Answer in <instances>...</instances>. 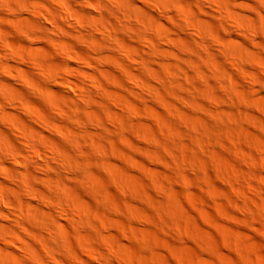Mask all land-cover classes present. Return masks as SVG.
Here are the masks:
<instances>
[{
	"label": "rangeland",
	"instance_id": "rangeland-1",
	"mask_svg": "<svg viewBox=\"0 0 264 264\" xmlns=\"http://www.w3.org/2000/svg\"><path fill=\"white\" fill-rule=\"evenodd\" d=\"M30 1H32V0H30ZM258 1H256V0H250V1L244 0V2L246 4H242L240 2H235L236 5L234 3H232V4H234L235 10H236L234 12L237 13V17H239V16L242 17V15H243L242 18H244V16L247 17L249 14H251L247 18L252 17L256 21L255 17L257 15H260V14L258 12H256L254 9L252 10L251 5L249 6V4H252V5L258 4L259 5L258 7H260V5H261V7H264V5ZM259 3H261V4H259ZM194 4L195 3L191 4L192 10H190L191 8L189 6H188L189 8L187 7L188 11L186 9L174 8L173 10L170 11L171 16H168L167 18L172 17L175 14L178 15L179 10H181V11L184 10L183 11L184 15L187 16V18H189L190 22L192 21L191 23L195 24V20H194L195 17L196 18L199 17V19L197 18L199 21L197 19H196V21H198V23L200 22L199 25L200 26L202 25L201 27H203L204 26L203 24H205L207 22H209V23L213 22L212 24L207 23V24H209L208 27H206L207 24H205V27L208 30V32H202V35L198 34L197 36L201 39L203 37V40L209 39L212 41L214 39L213 41L215 43H217L221 47L223 46L225 49H227L228 53H230V57L231 58L233 57L230 60H233V59L236 60L237 58L239 60V61L236 60L237 65L239 63V65L236 67V66H233V64H231V62H229V61H228L229 62L228 65H227L226 64L227 62H224V61H227V59L218 58L221 63L224 62L223 63L224 65L222 64V66H221L220 64L217 63L219 61H215L217 58L214 57V58H216L214 60L215 63L220 65L221 69H222V67L225 66V64H226L225 69H227L229 67V69L232 70L234 67L233 71H230L228 69L230 71L229 73L231 74V76H229L230 74H228L227 70H226L227 72H224L225 70H222L224 73H226V74L221 73L223 80H224V77L228 78L227 79L228 81L226 80V83L224 85H219L214 80L212 81V79H214V77H213L214 75L212 73H210V74L208 73L209 75H212V78H210V79L208 78L207 80L203 81L204 83H202V81L201 82L196 81V84H198V82H200L199 83L200 86L201 87L204 86V89L202 88V91H204V92L198 93V94L196 93V95H194L193 94V91H194L193 90L194 89L193 84H187V83L193 82V80H191L190 75H195V74L191 73L192 71L188 72V70L190 69L189 67H188L189 69L185 67L188 74H190V75H186L187 73H184V72L180 73V71H177L176 69H174L175 66H173V70H171V74L173 73V76H175L173 78H175V80H176V83L173 85V87L175 86L174 90H176V92H178L179 94H181L183 96L187 95V93L193 94V96H190L191 94L188 96V97H191L190 102L186 101L185 104H178L175 101V100H177V98L172 97L170 92H168L169 89L166 88L165 86L161 85L160 83H159L160 87L158 90L159 92H158L157 98L161 97L162 99L159 98L157 100L156 97H154L152 99H150L149 97H148L149 98L148 99L146 97L147 98L146 99L143 97H137V96H133V95L129 94L130 92L128 91L129 89H127V88L131 86V83H130V80L127 79L128 76L125 72V69H123V67L119 66L112 59L111 60H103L102 63L104 65L102 64V69H101L102 72L99 73L102 78L100 76L99 77H100V79H102V80L104 79V80L103 81L101 80V84L99 85V90L101 88L100 92H97V93L92 95L93 101L87 100V105L90 107L89 110L85 111L82 109L81 110L78 109L75 112V119H78V118L81 119L82 118V120H84L86 123L88 121L87 128L89 130V133H88L89 138L85 137L87 135L83 136V135L77 134V136H76V133L74 131H71V130L68 131V129L65 128L67 131L64 133V135L65 134L67 135V132H69L68 133L69 135H67V137H69V138L71 137V138L75 139V141H76L75 143H77V144L79 143L77 145L79 147V150L80 149H82V150L76 151V153H75L76 155L74 154L71 157V158H73V160H67L68 155H64L62 153L57 154L59 159H62V161L65 163V165H67L68 168L70 167L69 169L71 170L70 176L72 178L71 179L69 178L70 180L68 179L69 184L66 183V185H65L66 187H64L65 188L64 189V195L65 196L63 197V195H62V200L65 199L64 203L65 202L69 203L68 204V205H70L69 208H71L69 210L73 211L74 215L72 217H73V219H75V220L70 219V222L65 221L66 226H64V227L59 226L57 229L59 230L61 228L59 232L63 236H66L68 234L67 233L68 231L70 232V234L66 237H68L70 239V241L69 240L68 241H69V243L71 242L70 243L71 251L75 252L74 254L76 256L78 254L79 258L84 260V262L85 261L88 262V263L85 262L86 264H93V263L94 264H103V263H102V261L99 262V261L91 259V257L87 253H85L86 251L78 243L81 238L83 240L85 239V241H88V243H90V245L93 246L94 248H97L100 251H102L103 253L108 254V256L110 254H112L113 256H111V255H110L111 257L109 256V259H110L109 264H183L184 263L183 261H193V263H195V264H249V261L251 262L250 264H264V263H261V260L264 261V231L262 230V226L260 224L261 222L259 221L258 216H257L260 212L259 211L260 208H258V207L260 205L261 206L264 205V195L256 197V193L254 191L251 192V189L249 188V186L246 185V182H250V184H252L254 187H256L258 185L257 187L259 189L261 187L263 188V189L261 188V192L264 193V164H262V163H264V113L261 109H259L260 107L258 106L260 104H264V79H263L264 73L260 68L258 69L257 66L255 67L256 64H255V62H253V60L252 61L249 60L248 57H246L247 60L245 58H243L246 56L245 54H247V53H248L247 55L250 56L251 55L250 52H253L252 56H255V57L257 56V54H260V52L264 49V47H261L264 44V43H262V41H264V35L261 32H259L258 35L254 38H249L248 37L249 35H247V34H244L245 35L244 36V35H242L241 32H237L235 30L236 27L235 28L232 27L234 29V31H233V29H231V26H234V25L231 24L232 22L230 24H228L231 21L229 19L230 15L228 12H226V14L228 13L227 14L228 15L227 16L228 17L227 22H225L226 20H223V22H222V20L220 21L219 18L212 16V15L209 16V14L207 12H204L202 9H198L199 7L197 6V4H195V6H194ZM243 5L247 6V7L245 6V9H247L248 11L244 9ZM232 7H233V5H232ZM234 7H233V9H234ZM151 10L149 9V11H151ZM185 10L187 11L188 14L186 13ZM193 10H194L195 14H194ZM262 10L264 11V8ZM154 11L155 10L151 11V13L152 14L156 13L155 15L158 16L159 12L158 11L154 12ZM191 11H192V13H191ZM243 11H245V12L247 11L246 13L248 15H245L246 13ZM255 13L256 14L258 13V14L255 15ZM262 15H260L261 17H259V19L261 18L259 21V22H261L260 24H262L264 22L263 21L264 20V18H263L264 12ZM145 17L148 18L146 14H145ZM211 17H212V19H210ZM213 17H215V18H213ZM191 19H193V20H191ZM175 21L176 20H174V22H171L168 20L166 22V24H167L166 26H168V23L176 24V22H178V21H176V22ZM202 21H203V24H202ZM219 21L221 23H219ZM11 22L12 21H6L4 19H1V17H0V24H1L0 27H5V28L7 27V29H9V31H10V33H8L9 35H7L8 38L7 37H5V38H7V40L9 39V41H12V40L17 41L16 42L17 45L19 44L21 47L27 46L26 45L27 41H25V40H28V37H26V39L22 40L23 39L22 35L20 34V32H18L16 30L17 28H16L15 23H13V22L11 23ZM47 22L49 25H51V26L53 25V23L51 21L48 20ZM133 22H135V21H133ZM177 25H178V23H177ZM136 28L141 29V28H143V26L139 23L137 25V23H136L135 29ZM215 29H216V32H215ZM231 30L233 31V32H231V34L234 33L235 31L237 33L235 32V34H232V36L230 38V32L229 31H231ZM217 31H218V34H217ZM112 32H114V34H115V32H116V34L117 33L122 34L121 37L122 36L125 37L124 33H120L117 31H112ZM130 32L132 33V32H134V30H129L128 31L129 35L126 34L128 36H126L125 38L128 37V39H129V40L126 39V40H128L127 43L129 42L128 44L131 47L134 45L135 47L138 48V49L136 48V51H138L137 53L140 56V59L142 58V60H148L149 61L150 59L148 57V53L144 49H142V46L140 44H138L139 42L137 43L136 39H134L135 36L132 37ZM192 33L195 34L194 29L192 30ZM238 33H240V34L238 35ZM133 35H134V33H133ZM211 35L212 36L214 35V36L211 37ZM236 35H237V37H236ZM118 36H120V35H118ZM171 36L177 37L176 39L174 37L173 38L175 40H177L176 41L177 44H178V42H179V44L181 43V48L186 49V51L188 53H190V55L188 54L189 56H196L194 54V51H192V49L189 48L190 43H189V45L186 44V46H187L186 47L184 44L185 42H183V41L180 42V40H178L179 37L177 35H174L172 33ZM218 36H220V37H218ZM222 36H223V39H228V38L229 39L223 41V39H221ZM214 37L219 41L217 42V40ZM217 37L220 38L222 41L220 39H218ZM77 38L78 37H74L75 42H77V44H75L76 47H78V49H81L80 47H82V49H85V47H83L84 45H82ZM130 38H131V40H130ZM231 39H232V41L234 40V43L230 41ZM253 39H255V40H253ZM15 41H13V42H15ZM28 41H30V40H28ZM35 41H36V39H35ZM228 41L231 42L232 46H231L230 42H228ZM237 41H239L238 44H237ZM30 43H28L29 44L28 46H30L32 44V43L31 44ZM186 43H188V42H186ZM227 43H229V44L227 45ZM244 43L246 46L243 45ZM33 44H34V46H33ZM33 44L31 47H28L29 49L28 48H25V49L21 48L22 50H21V52L20 51L19 52L20 53L24 52V54L26 53L25 55L28 58H30L32 56L31 54L38 53L40 58H41L40 60L42 61V63L45 66H47L48 69H49V67L52 68L53 66H56L57 63H55V62L58 60L59 54L55 55L57 51L54 52V50L56 49L54 44H51L50 42H48V43L43 42L42 44L39 42H36V47H35V42ZM239 44H241L244 49L247 48L248 45H250V47L248 46L249 50L247 49L248 52L246 49L244 50L243 48H240L241 46ZM155 45L158 49L162 50V48H163L162 46H159L160 48L158 47V45H160L159 43H157V44L155 43ZM155 45L153 44V46H155ZM238 45H239V48H238ZM44 46L45 47L48 46V49L52 48V49H50V52L52 50L51 54H53V58H49L51 56L47 57L46 55H44L43 51L46 49V48L44 49ZM134 46H133V48H134ZM164 46H166V45H164ZM32 47H35V48L32 49ZM184 47H186V48H184ZM17 49L16 50L14 49V51L16 53L18 51ZM238 49L239 50L243 49L244 51L247 52V53H245L242 50H240V51H242L243 55H245V56L241 55V57H242L241 59H240L239 54L235 53L236 56L234 55V52H236ZM41 50H43V51H41ZM81 52H84V50H82ZM85 52L87 53V51H85ZM161 52H163V50ZM192 53H193V55H192ZM207 53H208L207 55H209L208 51H207ZM28 54H29V56H28ZM162 54L166 55V56L164 55L166 59L164 58L163 55L162 56L166 61L170 60L169 61L170 63H174L177 61V58L175 59L174 55L171 54L170 52H164ZM147 57H148V59H146ZM197 58L198 57H196V59ZM241 60H243V61L245 60V61L243 62ZM199 61L202 64L204 62V61L201 62V60H199ZM27 62H29L30 63L29 65L32 66V68H31L27 64L32 71V74H31V75H33L32 78L35 79L36 81H38L37 83H40L41 81L45 80V78H46V80L49 82L50 86L54 88V90H56V87H57V89L66 91L67 87L62 85V84H58V82L56 83V81H54L51 77L52 74L45 76L42 74L41 70L38 69V67H36L31 61H27ZM51 63H53V64H51ZM240 63L243 64L242 65L243 67L241 66ZM73 64L74 63H72L71 66ZM150 64H149V66H150ZM252 64L254 65V67H252L253 66ZM109 65H110V67H109ZM187 65L188 64L186 63L185 66H187ZM250 65H252V66H250ZM73 66H75V64ZM152 68H154V70H156L157 69L156 64L155 65H154V63L151 64V69ZM204 68H205L204 70L206 72H209L208 71V69H210L209 66H208V69H207V66H205ZM235 68L237 69V71ZM241 68H242V70H241ZM254 69H256V70H254ZM178 70H179V68H178ZM210 70H213V69L211 68ZM33 71H35V73ZM133 71H135L136 73L139 72V70L137 68H134ZM150 71L153 72L152 70H150ZM240 71H242V74L240 73ZM247 71L248 72L250 71L249 72L250 74L252 72L251 75H253L254 73L256 75L258 74L260 79L262 76L261 81L260 82L253 81L252 76L250 79V75ZM121 72L122 73L125 72V74H121ZM220 72H221V70H220ZM231 72H233V73H231ZM237 73H239V75H237ZM262 73H263V75H262ZM112 74H114V75H112ZM177 74H178V76H181V77H178ZM182 74H183V76H182ZM116 76L118 78H116ZM187 76H188V78H186ZM40 77L42 78L41 81H39ZM120 77H121V80H119ZM122 77H125V80H124V78L122 79ZM189 77H190V79H189ZM107 79L109 81L106 82ZM239 79H241V80H239ZM243 79H244V81H243ZM117 80L123 81V84L117 82ZM127 80H128V82H127ZM179 80H180V82H177ZM186 80H188V81L185 82ZM150 81L153 82V79H151ZM154 81H155V79H154ZM207 81H208V83H207ZM241 81L243 82L242 84H241ZM213 82H215V83H213ZM224 82H225V80H224ZM128 83H130L129 84L130 86L127 85ZM102 84H103V86H102ZM120 84H122V86ZM201 84H203V85H201ZM22 85L23 84H19L18 86L16 85V88L19 89L18 95H21L22 97L21 96L20 97L23 98V100L25 99L24 100L25 102H28L29 104L32 102L31 105L33 104L34 107H33V110L31 111V113L19 111L20 109L15 108V106L12 107L14 109V112H15L14 118L15 119H16V117H17V119L20 118L19 121L21 120L22 123H23L22 119L24 118L25 121L23 124H25L26 122H27L26 124H29V125L32 123L31 124L32 126L35 124L34 126L36 128L38 127L37 129L42 130L40 132L44 133L43 136H46L47 141L42 140V139H41V141L38 139L36 141H33V140H31V141L35 145H37L39 148L46 149L49 151H54L55 150L54 147L52 145L51 146L49 145L50 141L53 144H58L62 140L67 139L66 135L64 137L60 131L56 130L58 128L53 129L51 127H47L43 118L39 117V114L37 112L43 113V111L45 110L44 111L45 113H46V111L53 113V114L49 113L50 115H54L55 113H58V112H57V110L55 111V109L53 108L52 102L50 100H48L49 98L47 96L46 97L44 96L45 93H42L43 95L39 94L36 92V91H38L37 88L27 87L25 85H23V86ZM241 85H243V86L240 87ZM225 86H226V88H225ZM227 86L229 89L227 88ZM179 87H181V88H179ZM27 88H28V90H27ZM26 91H28V92H26ZM101 91H104V92H101ZM119 92H121V94ZM122 92H124L125 95H122ZM185 92H187V93H185ZM205 92L207 94L209 93L208 97H207V94ZM225 92L228 95H226ZM241 92H242V94H241ZM108 94H109V96H108ZM111 94H112V96H111ZM68 95L69 96H67V102L70 99L71 101L74 100L73 104H75L74 102L77 100L72 99V98L73 97L76 98V96L70 91L68 92ZM101 95H103L106 98L101 97ZM126 95H128V96L130 95L129 98ZM40 96H41V98H39ZM125 96L127 98H125ZM226 96H228L229 98ZM120 97L122 100L124 97L126 100H123V102L124 101H127V102H124V103L121 102L119 100ZM133 98L135 101L133 100ZM135 98H137V99H135ZM94 99L96 101L98 100V102L94 101ZM109 99H110V101H109ZM129 100L134 101V102H131V101L129 102ZM71 101L68 103H71ZM88 101H90V102H88ZM101 101L102 102L105 101V103H104L105 105L107 103H110V105L109 106L108 105L102 106L103 103H101ZM139 101L141 103H139ZM203 103H205V104H203ZM174 105H176L177 107ZM111 106L113 107L114 110L110 109ZM206 106L211 107L212 115H211V113H209L208 110H207L208 112L205 110ZM104 107H106L105 110H107L110 107L109 108L110 111L111 112L113 111L114 114L113 113H111V114L107 113L106 114L105 111L101 112L104 110ZM121 107H122V109H121ZM50 108H51V110L52 109L53 110L52 111L49 110ZM176 108H178V109H176ZM91 111L92 112L94 111L93 112L94 114ZM67 112L65 113V115L68 114ZM80 112H81V114H80ZM244 112H246V113H244ZM96 113L97 114L99 113V114L97 115ZM120 114L122 115L121 121H117V120L113 121L115 118L117 119V117H119ZM199 114L200 115L203 114L202 117H205L204 115L209 114V116H213V119H215L216 123H219V125H221V124L222 125L219 126L217 124V126L214 125L215 126L214 127L212 124H210L208 122L206 124L207 125L206 128H209L207 130V134L202 133V131H199V129H197L198 128L197 125H195V124H198L197 120H200V118H202L199 116L200 118L197 119L196 116ZM90 115H92V116L97 115L100 118H103L105 120L104 126L103 125H96L95 126V124L92 125V122H89V121H91V118H92ZM181 115H183V116L185 115V116L183 117ZM40 116H42V114H40ZM125 116H127V117H125ZM110 117H111V119H109ZM123 117H124V120H123ZM169 117H171V118H169ZM28 118H29V120H28ZM106 119H107V121H106ZM164 119H166V120H164ZM211 119H212V117H211ZM122 121H123V123H122ZM28 122H30V123H28ZM163 122H165V123H163ZM108 123H109V126H108ZM116 124H117V126H116ZM1 125H2V123L0 124V126ZM118 125L119 126L122 125L121 127H124V128L120 129ZM167 125L170 128H172V130L171 129L169 130V128H167ZM208 125H212L215 129L217 127V129L215 130L214 128H212L211 126H208ZM110 127H111V130H114V129H116V130L113 132V131L109 130ZM112 127H115V128L112 129ZM193 127H194V130H193ZM218 127H219V129H220V127H222L223 132L222 131L218 132ZM0 128H2V130H3V129H5V126H2ZM222 128H221V130H222ZM65 129H64V131H65ZM124 129H126V130H124ZM5 130H7L9 132V134H12L10 137L13 138V140H14V137H15V140H17L19 138V134H18L19 132H17L18 130H14V129L8 130V128H6ZM163 130H165L166 133ZM190 130H192V131H190ZM11 131H14V132H11ZM171 131H172V133L176 132L172 135L173 138H175V140L173 138H170V136H168L169 134H172ZM70 132H72V134H70ZM73 132L75 133L74 134V136H76L75 138H74V136L72 137ZM122 133L125 135H123ZM198 134H200V135L203 134L202 139H201V136H199ZM231 134L232 135L236 134L237 137L239 138V140H235ZM192 135H194V136H192ZM207 135H208V137H206ZM220 135H222V136L220 137ZM123 136L125 138L127 137L128 139H125ZM196 136H197V139H196ZM87 138H88V140H86ZM215 138H217L219 141H216L217 139H215ZM60 139H61V141H60ZM83 139H85V141ZM157 140L161 145L159 143H157ZM195 140H197V142H196L197 145L195 144ZM222 140H223L224 144H223ZM210 142H211V144H210ZM218 142H220V145L218 144ZM181 143H182V145H181ZM190 143L194 144V146L191 145ZM225 144H227V145H225ZM198 145H199V147H202V148H200V149H202V151H199L200 149H198L199 148ZM187 146H188L189 151L186 149ZM223 147H225V149L228 147L229 150H228V148L225 150ZM99 148H100V150H99ZM101 148H104V151ZM95 149H97V150H95ZM192 150L195 153L192 152ZM89 151H91L93 153L91 154V152H89ZM171 151H173V152L171 153ZM82 152L83 153L86 152V154H83ZM77 153L79 154L80 158L77 157V155H78ZM96 153H98V154H96ZM186 153H188L189 155L188 154L186 155ZM196 153H197V155H196ZM173 155H176L178 159H176V157ZM185 155H186V157H185ZM63 156L66 160H64ZM81 156H82V158H81ZM87 156L90 157L91 162L90 161L89 162L91 164H89V162H88L89 159ZM193 156H195L196 158ZM93 157H95V159ZM106 157L109 160V162L106 159ZM179 157H180V159H182V161L179 159ZM189 157H191V158H189ZM79 159H80V161H79ZM86 159H87V162L84 161ZM96 159L98 160V162L96 161ZM240 159H243V160L240 161ZM178 160L180 161V163ZM249 160H252V161L250 162ZM38 161H39V163H42L45 165L52 164V163L55 164L54 160L52 161V160H48V159H39ZM76 161H78V162L83 161L84 166L82 163L78 164ZM92 161L96 162L97 164L96 163L93 164ZM105 161L107 163H105ZM197 161H198V163H197ZM10 163H12V162H10ZM69 163H71V164H69ZM74 163H75V165H74ZM106 164H108V165H106ZM183 164L186 165L185 167L183 166L184 169L182 167ZM220 164H221V167H220ZM225 164H226V166H225ZM93 165L94 166L99 165V166H97V168H96V166L94 167ZM228 165H230V167L226 168ZM87 166H89V168ZM109 166H111V167H109ZM112 166H113V168H112ZM177 166H178V168H177ZM83 167H85V168L83 169ZM98 167H100V168H98ZM223 167H225V169ZM81 168H82V170H81ZM108 168H110V170ZM33 169H35L34 173H32L33 176H34V174L37 175L40 173L39 168H33ZM33 169H31L32 171L30 170V172H33ZM233 169L236 170L237 174ZM79 170H81V171H79ZM94 170H95V174H94ZM96 170L99 172L97 173ZM219 170H220V173L224 176L225 181L222 178L223 176H221V174H219ZM222 170L223 171L229 170L230 173L225 171L228 173V175H225V172H221ZM177 171H178L179 176H178V174L176 175ZM181 171H184V172H182V174H181V173H179ZM24 172L30 173L29 170H25ZM114 172H115V174H114ZM231 172H233V173L231 174ZM96 173L98 174V176L101 174L99 176V178H97ZM240 173H242V174L239 175ZM89 174H91V175H89ZM183 174H185L186 177L183 176ZM81 175L83 177V180H79L82 178V177H80ZM113 175H116V176H113ZM153 175H156V176H153ZM219 175H220V177H219ZM95 176H96V178H95ZM176 176H178V177H176ZM203 176H205V177L203 178ZM225 176H229L232 178L236 177V179H235L236 181L233 182L234 187H231L232 183H230V182H229V184H231V186L228 185V182L226 180L227 178ZM238 176H242L243 178L239 177L240 178L239 179V178H237ZM103 177L105 179H107V181L110 180L109 182L110 183L112 182V184H109V182H107ZM124 177H126V178H124ZM155 177H158V178H155ZM101 179L103 180L102 182L99 181ZM120 179L121 180L127 179V183H125L126 180L125 181L123 180L124 183L121 182L123 185L122 186L121 183H118L119 182L118 180H120ZM244 179L246 180L245 183H243L245 181ZM36 180H37L36 176L33 177L32 180L29 179V181H31V186L34 189H36L37 191H39L40 193L41 192L42 193H45V192L48 193L49 192L48 190H50V188H49L50 186L48 184H46L47 182L45 180H42V179H38L37 181ZM180 180H182V181H180ZM237 180L239 181V183H237L238 182ZM159 181H162L161 184H163L164 186L161 184L159 185V183H160ZM97 182H99V184ZM156 182L158 184H156ZM241 182H242V184H241ZM207 183L208 184L210 183V185L213 186V189H216V192H218V193L216 194L215 190L214 191L212 190L213 191L212 192L210 190V188H207V187L205 188V186L208 185ZM100 184L103 185L102 186V187H104L103 190L101 189L102 187ZM235 184H237V186L239 188L235 187L236 186ZM81 185H83V186H81ZM68 186H70V187H68ZM119 186H122V187H119ZM81 187L83 188L82 191H81V189H82ZM97 187L100 190L95 189ZM70 188H71V191L69 190ZM231 189H233V190H231ZM236 189H237V191L239 190V192H242V190H244L243 192L245 194H248V198H246V199L250 200L249 197L251 198V200L249 201V204H247L248 203L247 200L245 201V200H241L238 198L239 195H237L238 193H237ZM66 190H67V193H69V191H70V194H67ZM165 190H167V191H165ZM73 191H74V193H73ZM77 191H78V193H77ZM98 191H101V192H98ZM106 191L107 192L109 191L108 192L109 194ZM231 191H232V193H231ZM79 192H80V194H81V192L82 193L84 192V194H83L84 196L81 194L82 197L81 196L78 197L77 194H79ZM112 193H115V194L113 196H111L110 194H112ZM253 195H255V196H253ZM12 196L11 195L9 196L10 199L15 198L14 195H12ZM260 197H262V198H260ZM71 198L74 199V201ZM80 198L82 199L81 203H83V205L81 203H80L81 205L78 203H77L78 205L76 204L77 201L79 202ZM230 198L232 199V201L230 200ZM36 199L37 200L39 199L38 202H40V204H41V202L44 203L46 201V200L44 201L45 198L44 199L36 198ZM36 199L34 201L37 202ZM69 200H71V201H69ZM228 200L230 201L229 203H228ZM234 200H238V203H240L242 205V207H241V205H238V204H237L238 206L236 205L237 207H234L235 206V204L233 202ZM105 201H106V203H105ZM251 201H253V202H251ZM254 201L255 202L258 201L257 203L259 206ZM244 202H247V203H244ZM251 203H252V205H251ZM109 204H110V206H109ZM111 204H112V206H111ZM233 204H234V206H233ZM246 204L249 205V207ZM44 205H45V203H44ZM71 205H73V206H71ZM114 205H116L117 207L116 206L113 207ZM250 205H251V207H250ZM255 205L258 207H255ZM75 206H78L79 208L81 206V208H83V210L81 209V213L78 214V212H76L77 210L75 209ZM243 207L244 208L247 207V209H246L247 211ZM72 208H74V209H72ZM84 209L85 210L87 209V210L85 211ZM219 210H221V211H219ZM244 213H245V215H244ZM96 215L100 216L102 218L101 219H100V217L97 218ZM232 217H234V218H232ZM161 218H163V220ZM102 219L106 220V221L104 222V221H102ZM158 219H160V221H158ZM27 220H29V222L27 221L28 222L26 224L27 230H24L25 231L24 233L27 232L28 233L27 235L30 236V239H32L33 241L35 240L34 241L35 244L41 243L43 241L42 240L43 236L41 233H39L40 230H39V232L37 231V229L39 228L38 226H35V225H37V223L35 224L34 222H30V221H32L30 219H27ZM83 220H84V222H83ZM79 222H81V223H79ZM84 223H88V225L85 226ZM81 224L83 225L84 228L81 227L82 226ZM121 224H124V226ZM126 224H127L128 229L130 228L128 230V232L126 229L127 228ZM78 226L84 230H82V229L79 230L80 228ZM88 226H89V228H88ZM124 227H126V228H124ZM65 229L66 230L68 229V230L66 231ZM103 229H106V230L104 231ZM29 230H31V231L33 230V231L31 232ZM62 231L64 233L65 232L66 233L63 234ZM104 232H106V234H104ZM130 233H132L134 235V237ZM31 234H33V235H31ZM39 234H40V236H39ZM107 235L109 237H107ZM37 236H39V237H37ZM113 236L116 238L114 239ZM40 238L42 241L40 240ZM135 238H137V240ZM46 239H47V237H46ZM110 239H112V241L114 240L115 243L117 242L116 243L117 246L115 245L116 246L115 250L113 248H110L111 247V245L109 243V241H111ZM117 239H118V241H117ZM42 245H43V243L39 244L38 246L42 247ZM62 247L64 248L63 243H62ZM63 248H62V250H63ZM72 248H73V250H72ZM41 251H42L43 255H45V250L42 249ZM62 253H63L62 251H60L58 253V256L60 254V256H59L60 261L67 263L69 261L67 258L68 256L64 255V253L62 256L61 255ZM61 256H62V258H61ZM128 256H130V257L132 256V258L135 260L131 261L130 258H128ZM244 256L247 257L248 260L244 259ZM121 257H122V259H121ZM125 257H126V259H125ZM22 261H23V258H22ZM25 261H26V258L23 262H25ZM28 261L30 262V261H32V259L31 260L28 259ZM33 261H32V263H28L26 261L27 262L26 264H43L41 262H38L37 260H33ZM133 262H135V263H133ZM0 264H5V263L2 262ZM67 264H69V262ZM71 264H73V263H71Z\"/></svg>",
	"mask_w": 264,
	"mask_h": 264
},
{
	"label": "bare ground",
	"instance_id": "bare-ground-1",
	"mask_svg": "<svg viewBox=\"0 0 264 264\" xmlns=\"http://www.w3.org/2000/svg\"><path fill=\"white\" fill-rule=\"evenodd\" d=\"M256 1H258V0H256ZM235 2H240L242 4H246L244 2V0H34V1L33 0L32 1H30V0H0V17H1V19H4L6 21H12L13 23H15L16 28H17V29L15 28V29L18 32H20V34L22 35V38H23L22 40L26 39V37H28V40H30V41L25 40V41H27V43H26L27 46H22L21 47L18 44L20 46L19 47L17 45V43H16L17 41H15V40L9 41V39L7 40V38H8L7 35H9L8 33H10L9 29H7V27L6 28L5 27H0V121H1L0 124L2 123V125L0 127L5 126V129L6 128H8V130L9 129L10 130H13L14 129V130H18L17 132H19L18 133L19 134V138L17 140H15V137H14V140H15L14 141L13 138L10 137L12 134H9V132L7 130H5V129L2 130V128H0L1 129L0 130V261H1L0 263L3 262L5 264H26L27 262L28 263H32L33 260H37L38 262H41L43 264H67L68 262H69V264H71V263H73V264H86V263H88L86 261H85L86 262L85 263L84 260H82L81 258H79V256H78L77 253H76L77 254V256H76L74 254L75 252H72L71 251V248H70V243L71 242L69 243L70 239L68 237H66V236H68L70 234V232L68 231L67 232L68 234L66 236H63L59 232L61 228L59 230L57 229L59 226L60 227L66 226V224H65L66 222L65 221H69L70 222V219L72 220L73 219L72 216L74 215L73 214V211L72 210H69V209H71V208H69V206H70V205H68L69 203H67V202L64 203V200L65 199L62 200V195H63V197L65 196L64 195V189H65L64 187H66L65 186L66 183L69 184L68 179L69 178L70 179L72 178L70 176L71 175V170L69 169L70 167L68 168L67 165H65V163L62 161V159H59V157H58L57 154L58 153H62L64 155H68L67 160H73V158H71V157L76 153V151L79 150V147L77 146L79 143L77 144V143H75L76 142L75 139H73L71 137L70 138L67 137V135H69L68 134L69 132H67V135L65 134L66 135V138H67L66 140H62L61 141V139H60L61 142L58 143V144H53L50 141L51 144L49 143V145L50 146L52 145L54 147V149H55L54 151H49V150H46V149H42V148H39L37 145H35L31 140H33V141H36L37 139L40 140V141H41V139L42 140H46V136H43L44 133L43 132H40L42 130L37 129L38 127L36 128L34 126L35 125L34 123H33L34 124L33 126L31 125L32 123L30 125L29 124H26L27 122L25 124H23L24 121H25L24 118L22 119L23 120V123H22L21 120L19 121L20 118L17 119V117H16L17 120L14 118V113L15 112H14V109L12 107L15 106V108L20 109L19 111H23V112H26V113H31V111L33 110V107H34L33 104L31 105L32 102L29 104L28 102H25L24 101L25 99L23 100V98H21L22 97L21 95H18V93H19L18 90L19 89L16 88V85L18 86L19 84H23V85H25L27 87H33V88L35 87V88L38 89V91H36L37 93H39V94L45 93L44 96L45 97L47 96L49 98L48 100H50L52 102L53 108L55 109V111L57 110L58 113H55L54 112L55 113L54 115H50V114H53V113H50L48 111H46V113H45L44 112L45 110L43 111V113H39L37 111L36 112L39 114V117L43 118V120H44L45 124L47 125V127H51L53 129L54 128L55 129L58 128L56 130L60 131L61 134H63L64 137H65L64 133L67 131L66 129H68V131H70V130L71 131H74L76 133V136L78 134V135H83V136L87 135L85 137H88V133H89V130L87 128L88 121L86 120L87 121V123H86L84 120H82V118L81 119H79V118L78 119H75V112L78 109H80V110L82 109V110H85V111L89 110L90 107L87 105V100H92L93 99L92 98V95L95 94V93H97V92H100L101 88L99 90V85L101 84V80L102 79H100L101 76H100L99 73L102 72L101 69H102V64H103L102 61L103 60H111L112 59L119 66H121V67H123V69H125V72H126L128 78L126 76L125 77L127 79H129L130 80V83H131V86L129 85L130 83L127 84L128 86H130V87L127 88V89H129L128 91L130 93L129 92L128 93L130 95L137 96V97H143V98H146V97L148 98L149 97L150 99H152L154 97L157 98L158 97V92H159L158 90H159V87H160L159 86V83H160L161 85H163V86H165L166 88L169 89L168 92H170V94H171L172 97H176L177 98V100H175V101L178 104H185L186 101H189L190 102V98L191 97H188V96L191 93L188 94L187 92H185V93H187V95L183 96V95L179 94L178 92H176V90H174V87L175 86L173 87V85L176 83V80H175V78H173V77H175V76H173V73L171 74V70H173V66H175L174 69H176L177 71H180V73L181 72H184V73H187L186 75H190V74H188V72L189 71L190 72L192 71L191 73L195 74V75H190L191 76V80H193V82L192 83H187V84H193V86H194L193 94L196 95V93L198 94V93H203L204 92V91H202V88L204 89V86L201 87L199 83L201 81H202V83H204L203 81L207 80L208 78L209 79L212 78V75H209L210 73H212L214 75L213 76L214 79H212V81L214 80L217 84L224 85L226 83V80L228 78H225L224 77V80H225V82H224L221 73H224V72H227L228 71V74H230L229 72L230 71H233L234 67H233L232 70H230L229 67L227 69H225L226 64L228 65V63L231 62V64H233V66H236L237 67L239 65V63L237 65V61L236 60H238V58L236 60L235 59L230 60L233 57L232 58L230 57V53H228L227 49H225L223 46L221 47L220 45H218L217 43H215L213 41L214 39L212 41L209 40L208 39L210 37L209 35H208L209 37L207 38L208 40H203V37L201 39V38H199L197 36L198 34H201L202 35V32H208V30L206 29V27H208V25L209 24H212L213 22L212 23L207 22L209 24L205 23V24H207V26L205 27V24H203V21H202V24L204 26L201 27L202 25L201 26L199 25L200 22L198 23L199 17H197L198 19L195 17V19H194L195 20V24L194 23H191L192 21L190 22L189 21V18H187V16L184 15V13H183L184 10L183 11L179 10V14L178 13H177L178 15L175 14L176 16L173 15L172 17H169V18H167V17L168 16H171L170 15V13H171L170 11L173 10L174 8H178V9L180 8V9H186L187 10L189 7L191 8V6H192L191 4L195 3L199 7V8L197 7L198 9H202L204 12H207L209 14V16L212 15V16H215V17L219 18V20L220 21L222 20V22H223V20H226L225 22H227V19H228V17H227L228 15L227 14L229 13V15H230L229 16V19L231 21L229 20L230 22L228 24H230L232 22L231 24L234 25V26H231L230 25L231 26V29H233L232 27H234V28L236 27L235 30L237 32H241L242 35L247 34V35H249L248 36L249 38L256 37L259 32H261L264 35V22L262 24H260L261 22H259L260 19H261V18L259 19V17H261L260 15L263 14L264 11L262 9L264 7H261V5H260V7H261L260 8V7H258L259 6L258 4H255V5L249 4V6L251 5L252 10L254 9L256 12H258L260 14V15H257L258 13L257 14L255 13V15L258 16V17L257 16L255 17L256 18V21H255V19L252 18V17L251 18L249 17L250 19L247 18L251 14L248 15L246 13L248 11L247 9H245V6L246 5L245 6L243 5V6H244V9L247 10V11L246 12L243 11V12H245L246 14L245 13L244 14L245 15H248V16L247 17L244 16V18H242L243 15H242V17L239 16L240 18L237 17V13L234 12V11H236L235 10V7H234V4L236 5ZM258 2H261L264 5V0H259ZM232 3H234V4H232ZM261 3H259V4H261ZM195 4H194V6H195ZM231 4L233 5L234 9H233V7H232ZM149 9L150 10L152 9L151 11L155 10L154 12L158 11L159 13L158 12L157 13L159 15L158 16L155 15L156 13L155 14L154 13L152 14L151 11H149ZM190 10H192V8ZM187 11H186V13H187ZM193 12H194V10H193ZM226 12H228V13L226 14ZM191 13H192V11H191ZM145 14L147 15L148 18L145 17ZM194 14H195V12H194ZM215 17H213V18H215ZM196 19L198 21H196ZM210 19H212V17ZM48 20L53 23L52 26L48 24V22H47ZM168 20L171 21V22H174V20H176L178 22L175 21L176 24H173V23L170 24V23H168V26H166L167 25L166 22ZM191 20H193V19H191ZM133 21H135V22H133ZM220 21H219V23H221ZM134 23L135 24L137 23V25H138V23L141 24L143 26V28H141V29L140 28H136L135 29V24ZM177 23H178V25H177ZM0 26H1V24H0ZM190 27L191 28L193 27V28L191 29ZM193 29H194L195 34L192 33V30ZM129 30H134V32H132V33L130 32L131 33V36L132 37L135 36L134 39H136V42L137 43L139 42L138 44H140L142 46V49H144L148 53V57L150 59L149 61L148 60H142V58L140 59V56L137 53L138 51H136V48L137 47H135L133 45L134 48H135L134 49L133 46L131 47L128 44L129 42L127 43V41L129 39H128V37L127 38H125V37L129 35V33H128ZM112 31H117V32H120V33H124L125 37L124 36L121 37L122 34H119V33L116 34V32L114 34V32H112ZM233 31H234V29H233ZM233 31L232 30L229 31L230 32V38H231L232 34H235V32H236L235 31L234 33L231 34V32H233ZM215 32H216V29H215ZM133 33H134V35H133ZM172 33L174 35H177L179 37L178 40H180V42L181 41L185 42L184 43L185 46H186V44L189 45V43H190L189 48L192 49V51H194V54L196 56H189L190 53H188L186 51V49L181 48V43L180 44H179V42H178V44L176 43L177 40H175V39L177 37L173 36L175 38L174 39L171 36ZM126 34H128V35H126ZM217 34H218V31H217ZM239 34L240 33H238V35ZM118 35H120V36H118ZM213 36L211 35V37H213ZM5 37H7V38H5ZM74 37H78L77 39L79 40V42L82 45H84L83 47H85V49H82V47H80V48L82 50H84V52L87 51V53L86 52L85 53L84 52H81L82 50L81 49H78V47H76L75 44H77V42H75ZM218 37H220V36H218ZM236 37H237V35H236ZM35 39H36V41H35ZM126 39H128V40H126ZM218 39H220V38H218ZM221 39H223V36L221 37ZM228 39H223V41L228 40ZM255 39H253V40H255ZM130 40H131V38H130ZM13 41H15V42H13ZM42 41L43 42H47V43L50 42L51 44H54L55 47H56V49L54 50V52L57 51L55 55L59 54L58 60L56 61L54 59L56 61L55 63H57L56 66H53L52 68L49 67V69L47 68V66H45L42 63V61L40 60L41 58H40V56H39L38 53L31 54L32 56L30 58H28L25 55L26 53L25 54H24V52L23 53H20L22 49L31 47L34 42H35V47H36V42H39V43L42 44L43 43ZM218 41L219 40H217V42ZM230 41L234 43V40L232 41V39H231ZM230 41H228V42H230ZM186 42H188V43H186ZM231 42H230V44H231ZM238 42L239 41H237V44H238ZM28 43H30L31 45L28 46L29 45ZM155 43L156 44L157 43L160 44V45H158V47L159 46H162L163 47L162 48L163 52H161L162 50H160V49H158L156 47ZM262 43H264V41H262ZM153 44L155 46H153ZM228 44L229 43H227V45ZM241 44H239L241 46L240 48H243V46ZM164 45H166V46H164ZM239 45H238V48H239ZM243 45L246 46L245 43ZM263 45L261 47H264ZM33 46H34V44H33ZM231 46H232V44H231ZM248 46L250 47V45H248ZM248 46H247V48H245L246 50L248 49ZM35 47H32V49L35 48ZM186 47H184V48H186ZM14 49L15 50L16 49L18 50L17 53L14 51ZM44 49H45L44 51L41 50V51L44 52V55H46L47 57L48 56H51L49 58H53V54H51L52 50L50 52V49H52V48L48 49V46L47 47L44 46ZM243 49H240V50H242L245 53H247L248 50H249L248 49L247 52H246V51H244L245 49L244 50ZM240 50L238 49L236 52H234V55H235V53L236 54H239L240 59H241L242 58L241 55H243V53ZM207 51L209 52V55H207L208 54ZM263 51H264V49L260 52V54H257L256 57L255 56H252L253 52H250V54H251L250 56L247 55L248 54L247 53V54H245L246 56L243 55V56H245L243 58H245L247 60L246 57H248L249 60H251V61L253 60V62H255V64H256L255 67L257 66L258 69L260 68L263 71V73H264V52ZM164 52H170L171 54H173L174 57H175V59L177 58V61L174 62V63H170L169 62L170 60L166 61L165 60L166 59L165 58V56H166L165 54L166 53L165 54H162ZM162 55L163 56L165 55L164 56L165 59L163 58ZM192 55H193V53H192ZM28 56H29V54H28ZM148 57L146 59H148ZM196 57H198V58L196 59ZM214 57H216L217 59L218 58L227 59V61H224L223 60L224 62H227V63L225 64L224 67H222V69L220 68V65L222 66V64L224 62L221 63L219 59L217 60ZM199 60H201V62L204 61L203 64L200 63ZM214 60L215 61H219L217 63L220 64V65L216 64ZM27 61H31L36 67H38V69L41 70V72H42L43 75L47 76V75H51L52 74L51 77H52V79L54 81H56V83L58 82V84H62V85H64V86L67 87L66 91L65 90L57 89V87H56V90H54V88L50 86V84L46 80V78H45V80L41 81L42 78L40 77V80L39 81H41L42 83L41 82H40L41 84L40 83H37L38 81H36L35 79L32 78L33 75H31L32 74V71L30 69V67L32 68V66L29 65L30 63L27 62ZM241 61H243V60H241ZM183 62L185 64L187 63L188 65L185 66V64ZM72 63H74L75 66H73L74 65L73 64L72 65L73 67H72L71 66ZM150 63L151 64L154 63V65L156 64L157 69L156 70H154V68L151 69V64ZM51 64H53V63H51ZM149 64H150V66H149ZM240 64H241V66L243 65L242 63H240ZM252 65H250V66H252ZM205 66H207V69H208V66H209L210 69L212 68L214 71L208 69L209 72H206L204 70L205 69L204 68ZM109 67H110V65H109ZM185 67L186 68H188V67L190 68V69L188 68L189 69L188 72H187V70H186ZM252 67H254V65ZM134 68H137L139 70V72L136 73L135 71H133ZM178 68H179V70H178ZM149 69L152 70L153 72H151ZM220 70H221V72H220ZM222 70H225V71L223 72ZM241 70H242V68H241ZM254 70H256V69H254ZM236 71H237V69H236ZM33 72L35 73V71H33ZM125 72H123V73L121 72V74H125ZM231 73H233V72H231ZM240 73L242 74V71H240ZM263 73H262V75H263ZM183 74H182V76H183ZM224 74H226V73H224ZM251 74H252V72H251ZM251 74L249 73L250 79H251V76H252V80L253 81H255V82H260L261 81L262 76H261V79H260V77L258 76V74L257 75L255 73L253 75H251ZM112 75H114V74H112ZM237 75H239V73H237ZM177 76H178V74H177ZM229 76H231V74ZM125 77H122V79L124 78V80H125ZM178 77H181V76H178ZM116 78H118V77L116 76ZM186 78H188V76ZM151 79H153V82L150 81ZM154 79H155V81H154ZM189 79H190V77H189ZM119 80H121V77L119 78ZM119 80H117V82L123 84V81H119ZM239 80H241V79H239ZM107 81H109V80L107 79L106 82ZM187 81L188 80H186L185 82H187ZM196 81H200V82H198V84H196ZM243 81H244V79H243ZM127 82H128V80H127ZM177 82H180V80L177 81ZM215 82H213V83H215ZM207 83H208V81H207ZM242 83L243 82L241 81V84ZM122 84H120V85L122 86ZM201 85H203V84H201ZM102 86H103V84H102ZM242 86L243 85H241L240 87H242ZM179 88H181V87H179ZM225 88H226V86H225ZM227 88H228V86H227ZM27 90H28V88H27ZM69 91L72 92L76 96V98H74V97L72 98V99H76L77 100V101L74 102L75 104H73V101L74 100L71 101L69 99L68 102L71 101L72 104L67 102V96L70 95V94L68 95V92ZM26 92H28V91H26ZM101 92H104V91H101ZM119 93L121 94V92H119ZM193 94H191L190 96H193ZM208 94H207V97H208ZM225 94H226V92H225ZM241 94H242V92H241ZM122 95H125L124 92H122ZM226 95H228V94H226ZM108 96H109V94H108ZM111 96H112V94H111ZM126 96H128V95H126ZM126 96H125V98H127ZM129 96H128V98H129ZM101 97H104V96L101 95ZM226 97H228V96H226ZM39 98H41V96ZM104 98H106V97H104ZM125 98L123 97V100H126ZM159 98H161V97H159ZM159 98H157V100ZM135 99H137V98H135ZM119 100L121 102H123V100L121 99V97H120ZM133 100H134V98H133ZM94 101H96V100L94 99ZM109 101H110V99H109ZM130 101L131 100H129V102ZM134 101H131V102H134ZM88 102H90V101H88ZM96 102H98V100ZM124 102H127V101H124ZM101 103H103L102 106L105 105L104 104L105 101H103V102L101 101ZM139 103H141V102L139 101ZM203 104H205V103H203ZM106 105L109 106L110 103H107ZM174 106H176V105H174ZM258 106L260 107L259 109H261L263 111V113H264V104H260ZM105 108L106 107H104V110L102 109L103 111H101V112H104L105 111L106 114L107 113H110V114L113 113V111L112 112L110 111V109L111 110L113 109L112 106H111V108L109 107L110 109L108 108L107 110H105ZM121 109H122V107H121ZM176 109H178V108H176ZM49 110H51V108ZM205 110L206 111L208 110L209 113H211V115H212L211 107L206 106ZM66 112L68 113L67 115H65ZM244 113H246V112H244ZM40 114H42V116H40ZM80 114H81V112H80ZM97 115H93V116L90 115L92 118L90 117L91 118V121H89V122H92V125L95 124V126L96 125H103L104 126L105 120L103 118H100ZM207 115H204L205 117H202L203 114L202 115H200V114L197 115L196 116L197 119H199L200 117H202V118H200V120H197L198 121V124H195V125H197V127H198L197 129H199V131H202V133H206V134H207V130L209 129V128H206L207 127L206 124L208 122L210 124H212L213 126L214 125L217 126V124L219 125V123H216L215 119H213V116H209V114H207ZM121 116L122 115L120 114V116L117 117V119L116 118L115 119L113 118L114 120L113 119L112 120L113 121H115V120L121 121V119H122ZM181 116H183V115H181ZM111 117L109 119H111ZM125 117H127V116H125ZM211 117H212V119H211ZM169 118H171V117H169ZM28 120H29V118H28ZM123 120H124V117H123ZM164 120H166V119H164ZM106 121H107V119H106ZM28 123H30V122H28ZM122 123H123V121H122ZM163 123H165V122H163ZM212 125H208V126H211L212 128H214L215 126L213 127ZM221 125H219V126H221ZM108 126H109V123H108ZM116 126H117V124H116ZM121 126H119L120 129L124 128V127H121ZM113 128H115V127H112V129ZM167 128H169V130L170 129L172 130V128H170L168 125H167ZM221 128L222 127H220V129H219V127H218V132H221V131L223 132V128H222V130H221ZM64 129H65V131H64ZM216 129H217V127H216ZM109 130H111V127H110ZM115 130L116 129L111 130V131L114 132ZM124 130H126V129H124ZM193 130H194V127H193ZM163 131L166 133L165 130H163ZM190 131H192V130H190ZM11 132H14V131H11ZM74 132H73L72 137L75 134ZM171 133H172V131H171ZM174 133H176V132H174ZM174 133L169 134L168 136H170V138H173L172 135ZM70 134H72V132H70ZM123 135H125V134H123ZM198 135L201 136V139H202V135L203 134L202 135L198 134ZM76 136H74V138ZM192 136H194V135H192ZM221 136L222 135H220V137ZM232 136H233V138L235 140H239V138L237 137L236 134H234ZM206 137H208V135ZM88 138L86 140H88ZM125 139H128V138L126 137ZM173 139L175 140V138H173ZM196 139H197V136H196ZM215 139H217V138H215ZM83 140L85 141V139H83ZM158 140H157V143H159ZM216 141H219V140L217 139ZM196 142H197V140H195V144L197 145ZM222 142H223V140H222ZM210 144H211V142H210ZM218 144L220 145V142H218ZM223 144H224V142H223ZM181 145H182V143H181ZM191 145L194 146V144H191ZM225 145H227V144H225ZM198 147H199V145H198ZM200 148H202V147H199L198 149H200ZM223 148L225 149V147H223ZM101 149H103V151H104V148H101ZM186 149L188 150V146H187ZM80 150H82V149H80ZM95 150H97V149H95ZM99 150H100V148H99ZM228 150H229V148H228ZM199 151H202V149H200ZM89 152H91V151H89ZM172 152L173 151H171V153ZM192 152H194V151L192 150ZM92 153L93 152H91V154ZM188 153H186V155ZM83 154H86V152L83 153ZM96 154H98V153H96ZM186 155H185V157H186ZM196 155H197V153H196ZM173 156H175L176 159H178L176 155H173ZM195 156H193V157H195ZM77 157H79V154L77 155ZM63 158H64V156H63ZM81 158H82V156H81ZM93 158L95 159V157H93ZM189 158H191V157H189ZM39 159H48V160H52V161L54 160L55 161V164L52 163V164L45 165V164L39 163V161H38ZM88 159H89L88 160V162H89L90 161V157H88ZM97 159H96V161L98 162ZM106 159H107V157H106ZM179 159H180V157H179ZM64 160H66V159L64 158ZM180 160L182 161V159H180ZM242 160L243 159H240V161H242ZM79 161H80V159H79ZM84 161L87 162V159L84 160ZM93 161H92L93 164L96 163V162H93ZM249 161L251 162L252 160H249ZM10 162H12V163H10ZM76 162L78 164L79 163L80 164L81 163L83 164V161H81V162L76 161ZM90 162H89V164H91ZM108 162H109V160H108ZM105 163H107V162L105 161ZM179 163H180V161H179ZM197 163H198V161H197ZM69 164H71V163H69ZM262 164H264V163H262ZM74 165H75V163H74ZM106 165H108V164H106ZM83 166H84V164H83ZM89 166H87V167L89 168ZM97 166H99V165H97ZM97 166H96V168H97ZM183 166L185 167L186 165L183 164L182 167ZM225 166H226V164H225ZM109 167H111V166H109ZM184 167H183V169H184ZM220 167H221V164H220ZM228 167H230V165H228L226 168H228ZM33 168H39L41 174L40 173L37 174V175L34 174V176H33L32 173H34V170H35ZM84 168L85 167H83V169ZM98 168H100V167H98ZM112 168H113V166H112ZM177 168H178V166H177ZM223 168L225 169V167H223ZM31 169H33V172H30ZM108 169L110 170V168H108ZM235 169H233V170L236 172L237 169L236 170ZM25 170H29L30 173L24 172ZM81 170H82V168H81ZM81 170H79V171H81ZM220 170H219V174H221L220 173ZM223 170L221 172L227 171L228 173H230L229 170H225V171H223ZM98 172L99 171H97V173ZM182 172H184V171H181L179 173L182 174ZM227 172H225V175H228ZM97 173H96V176H97V178H99V176L101 174L98 176ZM232 173L233 172H231V174ZM94 174H95V170H94ZM114 174H115V172H114ZM177 174H178V171H177L176 175ZM236 174H237V172H236ZM241 174L242 173H240L239 175H241ZM89 175H91V174H89ZM35 176H36L37 180L38 179L45 180L47 182V183L46 182L45 183L50 186L49 188H50L51 191L48 190L49 191L48 193L47 192H45V193H42L41 192L40 193L39 191H37L36 189H34L31 186V181H29V179L32 180V178L35 177ZM96 176H95V178H96ZM113 176H116V175H113ZM153 176H156V175H153ZM178 176H179V174H178ZM178 176H176V177H178ZM183 176H185V174H183ZM205 176H203V178ZM221 176H223V175L221 174ZM242 176H238L237 178H239V177L240 178H243L244 176L243 177ZM80 177H82V175ZM219 177H220V175H219ZM225 177L227 178V179L226 178L225 179L227 180L228 185L231 186V184H229V182H230V183H232V186L231 187H234V183L233 182L236 181L235 180L236 177H233L234 179L232 177H229V176H225ZM124 178H126V177H124ZM155 178H158V177H155ZM222 178L224 180V176ZM79 180H83V177L81 179H79ZM105 180L107 181V179H105ZM123 180H121V179L118 180L119 181L118 183L123 182ZM125 180H126L125 183H127V179H125ZM99 181L102 182L103 180L101 179ZM109 181H107V182H109ZM180 181H182V180H180ZM159 182H160L159 183V185H160L162 181H159ZM245 182H246V180L243 183H245ZM97 183L99 184V182H97ZM237 183H239V181ZM109 184H112V182L111 183L109 182ZM156 184H158V183L156 182ZM241 184H242V182H241ZM121 185H122V183H121ZM161 185H163V184H161ZM235 185H236L235 187H238L237 184H235ZM246 185L249 186V188L251 189V192L254 191L256 193V197H259V196L264 195V193L261 192V188L262 187L260 189L257 187L258 185L256 187H254L252 184H250V182H246ZM70 186H68V187H70ZM81 186H83V185H81ZM102 186L103 185H101V187ZM122 186H119V187H122ZM206 187L207 188H210L211 191L212 190L213 191L215 190V192H216V189H213V186L210 185V183L207 186H205V188ZM95 189L100 190L98 187L95 188ZM101 189L103 190L104 187H102ZM237 189H236V191H237ZM67 190H66V193H67ZM69 190L71 191V188ZM82 190H83V188L81 189V191ZM231 190H233V189H231ZM70 191L67 194H70ZM165 191H167V190H165ZM243 191L244 190H242V192H239V190H238L237 191L238 194L237 193L236 194L239 195L238 196L239 199L245 200V201L247 200L248 203L247 202H244V203L249 204V201L251 200V198L249 197L250 200L246 199V198H248V194H245ZM98 192H101V191H98ZM73 193H74V191H73ZM77 193H78V191H77ZM217 193L218 192H216V194ZM231 193H232V191H231ZM81 194L83 195L84 192L83 193L81 192ZM81 194L79 192V194H77V196L79 197V196H81ZM114 194L115 193H112L110 195L113 196ZM10 195L11 196L14 195L15 198L14 199L13 198L10 199V197H9ZM253 196H255V195H253ZM36 198H40V199L41 198L42 199L45 198L44 199V201L46 200L44 202L45 205L42 202L40 204V202H38L39 199L37 200ZM260 198H262V197H260ZM35 199L37 200L38 203L36 201H34ZM72 200L74 201V199H72ZM81 200H82L81 198H80L79 202L76 200L77 201V202L75 201L76 204L77 203L80 204L81 203ZM230 200L232 201L231 198H230ZM238 200H234L233 201L234 204H235V206L233 204L234 207H237L238 205H241L240 203H238ZM69 201H71V200H69ZM229 202L230 201L228 200V203ZM251 202H253V201H251ZM257 202H255V203L258 205ZM105 203H106V201H105ZM81 204L83 205V203H81ZM251 205H252V203H251ZM251 205H250V207H251ZM71 206H73V205H71ZM109 206H110V204H109ZM111 206H112V204H111ZM115 206L116 205H114L113 207H115ZM247 206L249 207V205H247ZM258 206L255 205V207H258ZM241 207H242V205H241ZM258 208H260L259 209L260 212H259V214L257 216H258L259 221L261 222L260 224L262 226V230L264 231V211H263L264 210V205L263 206L260 205ZM72 209H74V208H72ZM75 209L77 210L76 212H78V214L81 213V209L83 210V208H81V206H80V208L78 206H75ZM244 209L246 210L247 207H245ZM219 211H221V210H219ZM244 215H245V213H244ZM96 217L98 218L100 216H97L96 215ZM101 218L102 217H100V219ZM232 218H234V217H232ZM27 219L32 220L30 222H34L35 224L37 223V225H35L34 223L33 224L35 226H38L39 227V228L37 227L38 228L37 231L39 232V230H40L39 233H41L42 236H43L42 237V240L43 241L40 238V240L42 241V242L41 241L40 242L43 243L42 247L41 246H38L41 243H39V244L36 243L35 244V242H34L35 240L33 241L32 239H30V236L27 235L28 234L27 232L24 233L25 232L24 230H27L26 224L29 222V220H27ZM161 219L163 220V218H161ZM73 220H75V219H73ZM102 221L105 222L106 220H103L102 219ZM158 221H160V219H158ZM83 222H84V220H83ZM79 223H81V222H79ZM84 224H85V226L88 225V223H84ZM121 225L124 226V224H121ZM81 227H83V225ZM126 227H127V224H126ZM126 227H124V228H126ZM88 228H89V226H88ZM81 229L82 228H80L79 230H81ZM106 229H103V230L105 231ZM126 229H127V232H128V230L130 228L128 229V227H127ZM82 230H84V229H82ZM29 231H31V230H29ZM65 233L63 232V234H65ZM104 234H106V232H104ZM130 234H132V233H130ZM31 235H33V234H31ZM108 235H107V237H109ZM39 236H40V234H39ZM39 236H37V237H39ZM132 236L134 237L133 234H132ZM46 237H47V239H46ZM115 238L116 237H114V239ZM135 239L137 240V238H135ZM110 240H111V241H109V243L111 245L110 248H113L115 250V248L117 246L116 245L117 242L115 243L114 240L113 241H112V239H110ZM117 241H118V239H117ZM62 243H63L64 248L62 247ZM78 243L86 251V252L85 251L84 252L87 253L91 257V259L96 260V261H99V262L102 261L103 264H109V260H110L109 259V256L110 255L113 256L112 254H110L108 256V254H105L102 251H100L99 249L94 248L93 246L90 245V243H88V241H85V239L83 240L82 238L79 240ZM61 247L63 248V250H62ZM42 249L45 250V255L46 256L43 255V253L41 251ZM59 250L62 251L64 253V255L68 256L67 258H68L69 261L67 263H64V262L60 261V258H59L60 254L58 256V253L60 252ZM72 250H73V248H72ZM63 253L61 254L62 256H63ZM62 256H61V258H62ZM22 258H23V261L26 258V261L27 262L26 261L23 262L22 261ZM128 258H130L131 261L132 260H135V259L132 258V256L131 257L128 256ZM28 259L29 260L32 259V261L29 262ZM121 259H122V257H121ZM125 259H126V257H125ZM244 259H247L248 260V258L245 257V256H244ZM135 262H133V263H135ZM183 262H184L183 264H195V263H193V261H183ZM250 263L251 262L249 261V264ZM261 263H264V261L261 260Z\"/></svg>",
	"mask_w": 264,
	"mask_h": 264
}]
</instances>
